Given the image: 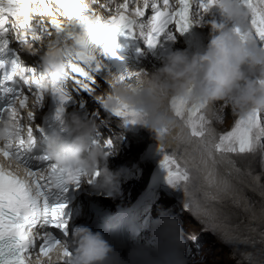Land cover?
<instances>
[{
  "label": "snow or ice",
  "instance_id": "6c2138e0",
  "mask_svg": "<svg viewBox=\"0 0 264 264\" xmlns=\"http://www.w3.org/2000/svg\"><path fill=\"white\" fill-rule=\"evenodd\" d=\"M29 2L30 0H0V35L9 32L10 28L14 29L20 44L27 45L29 53L40 57L41 62L37 68L25 67L22 63L13 62L11 71L0 83L11 82L12 87L5 89L9 93L14 91L17 82L23 84L27 92L36 97L35 106L40 107L45 100L44 85L51 81L48 93L57 97L61 105L57 109L55 119L63 125L65 111L63 105L72 99V95L76 92H85L91 96L97 90L92 73L101 70V63L96 55L99 42H106L104 53L115 56L113 47L116 36L127 32L133 38L142 39L149 49L154 48L161 36H167L172 40L176 33L183 34L189 30L192 24L193 5L206 12L214 0H206V2L177 0L175 5L171 0H143L142 5L135 8H131V5L135 4L136 0H125L118 6V14L109 18L101 16L79 0H55L56 5L67 15V21L60 22L53 18L50 21V28L45 26L43 19L37 25H31L28 14ZM35 2L45 5L44 11L40 13L41 17L52 12L46 0H35ZM240 3L248 12V31L241 32L237 28L236 33L242 38L254 36L257 42L264 46V0L257 2L240 0ZM101 7L106 6L101 5ZM44 37L48 39L45 40ZM37 41L40 42L39 49L35 46ZM6 46V42L0 44V53ZM49 58L54 62L50 65L51 71L45 74L42 63ZM4 68L5 63L0 62V69ZM136 75L139 81L136 86L125 83L123 76L110 78L112 88L120 87L131 92L142 91L143 79L140 74ZM69 82L75 87L70 88ZM27 101L28 95L23 87L16 92L14 106L6 110L5 118H0V123L5 120L18 123L15 143L5 141L0 148V156L5 161H14L25 169L21 178L0 166V264H31V257L35 256L37 260L41 257H49V254L61 244L67 245L62 255L71 256L75 249L67 242L56 240L50 232L37 231L44 225L45 218L50 217V226L63 232L65 236L68 235L67 221L64 219L65 206L50 204L47 193L62 185H79L82 179L94 183L99 175V170L94 176L89 177L86 172L79 169H62L49 158L48 154L40 158L49 162L48 167L43 171H32L21 163V154L29 150L33 144L32 123L35 114L32 111L27 113L29 125L25 129L21 120L17 119L16 106L18 103L20 108H25L28 106ZM96 101L104 111L121 118L125 123H141L146 118L145 113L120 104L118 97L113 94L97 97ZM113 102H115L114 106H111ZM169 107L175 118L188 129L192 138L200 141L207 137L208 143L201 147L211 159H214L213 150L219 153L244 154L252 153L258 147H264V112L239 116L235 126L222 134L218 143L213 144V136L208 135L212 121L206 115L207 105L173 98L169 101ZM93 115L95 121L100 113L96 112ZM217 120L219 121V117ZM167 131L168 129L164 128L156 133L162 137ZM113 144L110 138L104 148H111ZM90 145L97 143L92 141ZM163 167L168 169V182L173 187H179L181 182L187 183L190 180L188 170L181 169L176 160L169 155L165 156ZM37 242L40 243L38 250L35 248Z\"/></svg>",
  "mask_w": 264,
  "mask_h": 264
},
{
  "label": "clouds",
  "instance_id": "9594fccd",
  "mask_svg": "<svg viewBox=\"0 0 264 264\" xmlns=\"http://www.w3.org/2000/svg\"><path fill=\"white\" fill-rule=\"evenodd\" d=\"M211 7H217L227 23L211 24L212 34L206 51L202 54L174 51L143 81L142 91L113 88V96L118 97L120 104L146 114L142 124L154 132L164 128L169 131L178 129L176 138L180 142H192V137L187 128L178 124L170 110L169 101L173 98L207 106L214 102H225L239 116L264 112V83H261L264 81V46L254 36L242 38L235 31L237 28L241 32L248 31L247 10L240 0H214L209 9ZM207 12H204L205 15ZM196 23L199 25L200 21ZM227 24H231V27H227ZM53 62L49 58L42 63L45 74L51 71ZM50 84L51 81H48L44 85L45 93L49 91ZM17 128L18 123L10 120L0 123V148L5 141L15 143ZM64 130L72 136L71 142H62L60 133H56L49 141V158L62 169H79L89 177L99 170L95 182L99 181L106 189L109 188L116 177L107 167V156L99 144L89 143L97 130L95 122L70 115ZM208 135L213 136L212 129ZM199 143L207 144V137ZM0 166L21 178L24 176L25 169L14 161L0 159ZM73 245L75 251L67 257L62 255L67 245L58 247L57 259L61 264H107L112 253L102 233L93 232L87 226L73 229ZM36 264H43V261L37 260Z\"/></svg>",
  "mask_w": 264,
  "mask_h": 264
},
{
  "label": "bare ground",
  "instance_id": "6f19581e",
  "mask_svg": "<svg viewBox=\"0 0 264 264\" xmlns=\"http://www.w3.org/2000/svg\"><path fill=\"white\" fill-rule=\"evenodd\" d=\"M216 112L217 110H214L215 114ZM214 121H216V118ZM214 125L219 127L218 123H214ZM175 130L176 129L171 130V133H174ZM192 139L199 142L197 139ZM169 143V141H166V144ZM256 153L257 150L252 153L233 156L230 153L215 152L212 153L214 159L209 158L208 153H204V158L207 159L209 163L203 166L202 170L209 173V178H211L215 184L229 188V192H233L232 189L236 188L238 193L236 195H231L227 192L223 194H211V198H213L214 201L218 200L221 204L224 199V202L222 206L215 202L212 203L210 210L215 211L212 220H209L206 216L200 215V217L215 231L219 232L220 230V235L225 239L228 245L233 248H239L236 250L239 258V253H241L248 259L249 264H264V185L261 184L260 180L262 179L257 175V169H255L252 163L251 158L256 155ZM236 160L238 161L235 164ZM245 178L248 182L245 183V185L247 184L248 186H245L244 183L242 184V180ZM249 196L254 198L255 203L249 204V200H253ZM255 199L257 200L255 201ZM235 205L247 212L245 227H243V225H236L237 218L234 219V217L237 214V210L234 209ZM248 205L254 206L250 207ZM241 221L239 220V222ZM255 225H258L259 228ZM238 228L241 232L244 231L239 237L236 234L234 235V231Z\"/></svg>",
  "mask_w": 264,
  "mask_h": 264
},
{
  "label": "rangeland",
  "instance_id": "374dc122",
  "mask_svg": "<svg viewBox=\"0 0 264 264\" xmlns=\"http://www.w3.org/2000/svg\"><path fill=\"white\" fill-rule=\"evenodd\" d=\"M213 106H214V110H217L216 114L213 111L214 115H216V121H215V123H218L219 124V128H221V129L228 128L229 125L231 124L232 120H233V117H236V116L239 117V115L237 114V112L234 111L233 108H232V106L230 104H228V103H225V102H214L213 103ZM217 117H219V121L217 120ZM251 159H252L253 165L255 166V169H257L256 170V172L258 173L257 175L259 176V178L262 179V180H260L261 181V184L264 185V181H263L264 180V147H259V149L257 150L256 155H254ZM237 161L238 160H236V163H237ZM249 164L251 165L250 162H249ZM243 183H244V185H245V183H248L246 178L242 180V184ZM245 186H248V185L246 184ZM232 191H233V194L232 195H234V194L236 195L238 193V191L236 190V188H233ZM249 197H251V196H249ZM251 199H253V200H249V204L255 203L254 202V198L251 197ZM256 200L257 199H255V201ZM222 203L220 204L221 206H222ZM248 206H250V205H248ZM253 206L254 205H251L250 207H253ZM234 209L237 210V214L234 217V219L237 218L236 219V225L237 226L238 225H241V226L243 225V227H245L246 226V222H247V217H246V215H247L246 213L247 212L246 211H243L242 208L240 209L237 205L234 206ZM239 220L240 221L242 220V221L239 222ZM244 220H245V222H244ZM186 221H189V220L186 219ZM255 226L258 227V225H255ZM242 233H244V231L241 232L239 228L234 231V235L236 234L238 237ZM250 237H251V235H250ZM237 249H239V248H233V247L230 246L229 249L227 248L228 251L226 252V250H224L223 247L218 246L217 249H216V257H215V259L212 262H208V263H205V264H232V262L230 260V257L231 256H234V253L236 252ZM253 252H254V250H253Z\"/></svg>",
  "mask_w": 264,
  "mask_h": 264
}]
</instances>
